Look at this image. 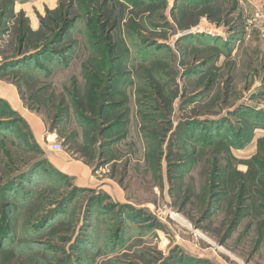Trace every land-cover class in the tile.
Segmentation results:
<instances>
[{"label": "rangeland", "instance_id": "obj_1", "mask_svg": "<svg viewBox=\"0 0 264 264\" xmlns=\"http://www.w3.org/2000/svg\"><path fill=\"white\" fill-rule=\"evenodd\" d=\"M249 14L0 0V264H264V23Z\"/></svg>", "mask_w": 264, "mask_h": 264}, {"label": "built area", "instance_id": "obj_2", "mask_svg": "<svg viewBox=\"0 0 264 264\" xmlns=\"http://www.w3.org/2000/svg\"><path fill=\"white\" fill-rule=\"evenodd\" d=\"M248 23L251 26L263 24L264 23V8H258L254 11V13L250 14L248 16ZM50 148L52 150H60L61 144L58 142H53L51 143Z\"/></svg>", "mask_w": 264, "mask_h": 264}, {"label": "trees", "instance_id": "obj_3", "mask_svg": "<svg viewBox=\"0 0 264 264\" xmlns=\"http://www.w3.org/2000/svg\"><path fill=\"white\" fill-rule=\"evenodd\" d=\"M72 23L70 22H66L61 28H60V31L57 33L58 36H56L57 38L56 39H59L62 40L65 36L66 33H68V30L70 29ZM5 217V216H3ZM2 215H0V223L2 220L6 219V218H3ZM7 221V220H6ZM6 221H4L3 223H5ZM5 228H3L0 224V236L2 235V233L4 232Z\"/></svg>", "mask_w": 264, "mask_h": 264}, {"label": "crops", "instance_id": "obj_4", "mask_svg": "<svg viewBox=\"0 0 264 264\" xmlns=\"http://www.w3.org/2000/svg\"><path fill=\"white\" fill-rule=\"evenodd\" d=\"M247 7L250 14L254 13V11L258 8H264V0H247ZM249 14V15H250Z\"/></svg>", "mask_w": 264, "mask_h": 264}, {"label": "bare ground", "instance_id": "obj_5", "mask_svg": "<svg viewBox=\"0 0 264 264\" xmlns=\"http://www.w3.org/2000/svg\"><path fill=\"white\" fill-rule=\"evenodd\" d=\"M174 214V213H173ZM183 222V221H182Z\"/></svg>", "mask_w": 264, "mask_h": 264}]
</instances>
